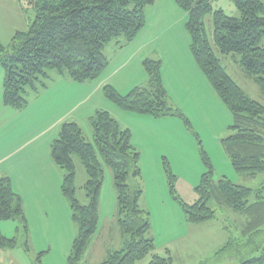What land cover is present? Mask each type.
<instances>
[{
  "label": "rangeland",
  "instance_id": "rangeland-1",
  "mask_svg": "<svg viewBox=\"0 0 264 264\" xmlns=\"http://www.w3.org/2000/svg\"><path fill=\"white\" fill-rule=\"evenodd\" d=\"M260 1L264 4V0ZM211 6L212 13L203 22L216 56L244 93L264 105L260 86L244 72L239 56L222 55L214 43V11L221 9L228 16L239 17V10L232 0H211ZM36 15V9L27 0H0V46L10 51L16 34L28 32ZM145 16L146 26L132 42L119 37L104 47L102 53L108 60V66L96 82L85 85L94 84L95 94L89 103L83 102L74 110L71 117L79 122L85 139L91 143L94 137L90 115L96 113H91V106L109 113L131 132L132 144L141 155V176L131 182L138 184L143 191L140 206L149 214L150 236L155 240L158 255L171 256L173 264H242L261 257L264 248L256 250L260 239L256 242L253 238L252 248L245 245L248 238L242 235V231L249 218L228 208L217 209L216 220L199 225L198 228L207 231L194 229L192 234L185 236L193 224L186 222L182 203H196V188L210 170L208 164L216 183L227 179L253 191L263 186L264 173L252 177L237 172L233 167L223 141L235 133L231 130L234 118L194 59L191 36L186 28L188 12L179 8L174 0H157L154 6L145 9ZM146 60L162 62L168 105L183 114L191 127L180 117L154 118L122 110L106 97L104 89L107 86L123 97L137 88H149L150 78L144 66ZM4 82L5 70L0 64V170L14 163L16 157H8L16 149L21 154L32 151L43 155L44 191L52 197L55 187L59 188V175L48 165L47 156L49 160L51 145L58 139L59 132L57 128L46 131L49 124L41 117L33 116L35 103L31 100L25 115L19 116L16 109L7 107L3 99ZM67 109L68 103L57 106L55 110L60 116ZM75 163L77 198L82 205L88 206L84 189L87 173L77 156ZM65 200L66 212L58 213L55 222L51 217L35 221V216H32L31 221L35 224L32 232L29 229L28 238L19 221L1 222L2 235L15 239L16 246L0 251V264H69L78 225L73 220L68 200ZM256 201L254 194L249 204ZM210 205L216 209L213 202ZM116 213L113 175L108 167H104L98 229L81 264H100L109 251L123 247V234ZM149 262L150 258H147L137 264Z\"/></svg>",
  "mask_w": 264,
  "mask_h": 264
},
{
  "label": "trees",
  "instance_id": "trees-1",
  "mask_svg": "<svg viewBox=\"0 0 264 264\" xmlns=\"http://www.w3.org/2000/svg\"><path fill=\"white\" fill-rule=\"evenodd\" d=\"M27 1L37 12L34 23L28 32L16 34L10 51L0 46V64L5 70L4 103L19 110L27 107L29 90L38 91L46 87L50 71L65 73L76 83L97 80L108 66V60L102 53L104 47L119 37L132 42L146 26L145 9L157 2ZM174 1L189 14L186 28L191 36V51L197 65L233 115L231 130L235 133L223 141L233 167L237 172L252 177L264 173V105L244 93L216 56L203 22L212 13L211 0ZM232 1L240 12L239 17L228 16L221 9L213 13L215 46L222 55L239 56L244 72L254 79L264 95V4L260 0ZM144 66L150 78L149 88H137L123 97L107 86L104 89L106 97L122 110L154 118L180 117L191 127L183 114L168 105L162 62L146 60ZM90 122L93 143L85 139L79 124L65 122L58 139L51 145V158L64 172L62 194L68 200L73 220L78 225L69 264H81L91 239L97 233L104 167H108L113 175L116 217L123 234V247L109 251L100 264H137L147 258H150L149 264H173L171 256L162 257L155 252L149 214L140 206L143 191L138 184L131 182L141 176V155L132 144L131 132L101 110L94 114ZM75 156L79 157L87 173L84 189L88 206L82 205L77 198ZM208 166L210 170L203 175L201 184L196 188V203L188 205L181 202L187 222L197 225L214 221L217 209L228 208L249 218L242 231V235L248 238L245 245L252 248L253 238L262 242L264 184L253 191L227 179L216 183L211 165ZM171 177L174 176L171 174ZM171 187L174 188L173 184ZM254 194L257 201L249 204ZM212 202L216 209L211 208ZM11 220L20 222L28 238L29 227L23 201L14 191L10 177L1 176L0 223ZM261 242L256 250L264 248V242L262 246ZM15 246V239L4 237L0 229V251ZM251 263L264 264V253L242 264Z\"/></svg>",
  "mask_w": 264,
  "mask_h": 264
},
{
  "label": "crops",
  "instance_id": "crops-1",
  "mask_svg": "<svg viewBox=\"0 0 264 264\" xmlns=\"http://www.w3.org/2000/svg\"><path fill=\"white\" fill-rule=\"evenodd\" d=\"M94 82L96 81L94 80ZM89 83H93V81L76 83L65 73L51 71L49 73V78L46 80V87L42 89L39 88L38 91H28L29 97L27 98V107L21 110L16 109L15 111L19 112V116L25 115V112L28 110L32 101L35 103L33 116L41 117V120H44L49 124V128L46 129V131L57 128L58 132H60V128L65 122H75L79 124L75 118L71 117V113L79 108L83 102L88 101L89 103L92 100V97L95 94V91H93L95 86L94 84H91V86H85ZM66 103H68L67 111L58 116V113H56L55 110L56 107L62 106ZM98 110L101 109H98L96 106L90 107L91 113L97 112ZM92 117L93 116L90 115V118ZM46 131L43 133L41 132L39 136ZM41 156L43 155H38L32 151L21 154V152L16 149L8 157L9 159L16 157L14 163L9 167L0 170V177H10L14 191L21 197L28 227L31 232L33 230L32 227L35 224L34 221H31L33 215L35 216V221L38 219L49 220L51 217L55 222L58 213L64 214L68 207L61 191L64 172L55 165L51 158V154L49 160L47 156V163L51 168L55 169L59 175V188L58 186L57 189L55 187V194H53L52 197L44 191L45 169L43 167V158ZM199 225L200 224L189 226L190 228L185 236L192 234L194 229H196V231H201L203 228H198L200 227ZM202 231L207 230L204 229Z\"/></svg>",
  "mask_w": 264,
  "mask_h": 264
}]
</instances>
